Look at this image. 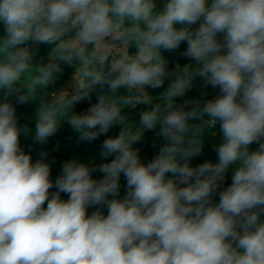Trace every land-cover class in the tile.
Masks as SVG:
<instances>
[{"label":"clouds","instance_id":"1","mask_svg":"<svg viewBox=\"0 0 264 264\" xmlns=\"http://www.w3.org/2000/svg\"><path fill=\"white\" fill-rule=\"evenodd\" d=\"M0 23V51L7 53L0 60V264H264V0H163V10L156 0H0ZM69 30L75 37L66 40ZM27 42L54 45L55 60L85 65L62 107L57 101L38 109L34 141L56 134L61 115L81 141L120 125L101 145V160L113 156L110 162L65 161L53 181L45 154L33 163L21 147V133L30 131L18 124L10 97L28 99L19 83L32 61ZM183 42L181 55L197 66L169 71L161 49ZM117 43L134 44L136 54L109 61ZM92 62L100 67L89 68ZM58 71V63L40 67L33 85L46 87ZM195 77L221 94L177 105ZM169 79L164 110L142 111L134 131L120 105L151 104L144 89ZM105 86L140 94L119 103L99 94L85 113L69 115ZM217 122L218 162L192 166L204 129ZM157 125L164 143L144 163L133 145ZM253 143L258 148L250 151ZM237 163L231 184L219 190ZM94 172L103 175L94 179ZM122 174L127 191L120 199ZM96 206H106L107 216L100 208L89 215Z\"/></svg>","mask_w":264,"mask_h":264},{"label":"trees","instance_id":"2","mask_svg":"<svg viewBox=\"0 0 264 264\" xmlns=\"http://www.w3.org/2000/svg\"><path fill=\"white\" fill-rule=\"evenodd\" d=\"M157 9L163 10V0H156ZM211 2V0H209ZM127 26V24H126ZM199 22L194 27H198ZM179 27V26H177ZM75 33V30H69L66 32L64 39L68 40ZM4 37V28L3 24L0 23V44H2ZM120 45V44H119ZM24 47H28L29 51L32 55V61L30 69L24 74V77L19 82L24 85L21 88L22 92L27 90L28 99L24 103H16V97H10V100L14 103L16 108V115L18 119V124L22 127L26 126L30 134L25 135L23 132L20 135V143L21 147L27 154L31 155L32 162L35 163L37 160L41 159L42 154L44 155V159L46 162H49L51 165V179L55 181L57 176L61 172L62 164L65 161L69 160H77L80 163L89 164L91 166L99 165L101 163L110 162L113 159V156H109L105 160H101L100 151L101 145L104 139L109 137H115L119 134L121 130L120 125H116L112 127L109 132L105 135L98 137L96 140L88 142L81 141L79 139V134L75 132L72 127L67 122V117L61 115L60 118V127L56 134L49 137L45 142H35L33 139L35 124H36V113L38 109L44 105L53 104L57 101H61L60 99H53L49 94L50 90H52L55 86L63 83L75 70V68L82 63L78 61H73L72 64H65L60 61L54 59L55 53L52 51L54 45L49 44H33L32 42H27ZM121 46V45H120ZM187 48L186 42L181 43L179 49L175 51H164L161 49V53L164 58L168 61V69L169 71L175 70L177 66L183 68L185 65H192V67L197 66V62L190 60L189 58L183 57L181 55ZM11 51V50H9ZM93 51L92 46H88V52L91 53ZM136 47L134 44H130L127 46L128 55L134 56L136 54ZM7 53L0 51V60L5 59ZM121 56L120 52L115 50H111L109 55V61L113 58H119ZM90 58V57H89ZM91 59V58H90ZM49 63H58L60 67V71L56 72L53 76V79L49 82L46 87L33 85L34 79L39 75V68L47 65ZM89 68H99L100 66L95 62H92L88 65ZM106 67V66H105ZM85 69V65L83 64L82 72ZM171 79V78H170ZM170 79L166 80L164 86L161 88H151L148 87L145 89V92L151 98V104L149 105H120L122 109V115H125L128 119V122L132 125L133 130L138 129L140 113L144 110L151 109L155 106H160L161 110H164V106L167 103V90L169 88ZM19 86V85H17ZM99 94H106L110 99H113L115 102L119 103L120 97H130L134 98L140 93L136 89H119L117 93L112 94L108 92L107 87L103 89V93L101 89L97 87L96 91L92 93L91 100H83L77 102L70 110L69 115L72 113L83 114L87 111V109L94 103L97 102V97ZM221 93L218 88L213 89L210 85L208 87L203 86V81L199 77H195L192 82V87L188 90L183 98H177V105H183L185 101H196L201 100L203 103L204 100L214 99L219 96ZM72 94H67L64 98H70ZM3 97V92L0 90V99ZM239 99V98H238ZM60 106L62 107V101ZM192 105H189L185 108V111L190 110ZM207 119V117H205ZM190 124H198L199 121L190 120ZM159 131V125H157L154 130H145L143 132V139L140 142H137L133 145L134 148L140 149V158L142 162L147 163L151 161L158 153L159 147L162 146L164 140L162 137L157 135ZM203 141V151L202 154L198 157L192 159V166H197L200 163L209 161L212 163L218 162L217 153L215 148L222 143V134L220 133V125L217 122L215 128H206L203 131L201 136ZM258 144L253 143L250 145V151H255ZM238 167V163L236 165H232L229 167L228 172L226 173V179L222 183L221 188L219 190H223V188L229 186L231 184V177L235 171V168ZM102 173L94 172L93 178L99 179L102 177ZM171 178V176H169ZM121 189L119 191L118 197L122 199L126 194V180L121 175L120 179ZM183 186V185H181ZM57 189L53 187L50 189L51 193H55ZM62 199H67V195L61 193ZM112 197H109L111 199ZM214 202H219L218 194L214 197ZM46 207V205H45ZM97 208H100L103 215L107 216L108 209L106 206H96L95 208L90 207L88 209V214L91 213ZM261 220L264 221V215H261Z\"/></svg>","mask_w":264,"mask_h":264},{"label":"rangeland","instance_id":"3","mask_svg":"<svg viewBox=\"0 0 264 264\" xmlns=\"http://www.w3.org/2000/svg\"><path fill=\"white\" fill-rule=\"evenodd\" d=\"M75 33L70 37V39H74ZM111 41H105V44H110ZM103 50V49H101ZM112 50L120 52L121 55L128 54L127 47L120 46L119 43L115 44L112 47ZM83 64L77 66L74 72L61 84L55 86L52 90H50L49 94L53 99H60L61 97H65L67 94H74L75 89L78 87V77H80L82 73ZM145 91V89H144ZM258 146L256 147V149Z\"/></svg>","mask_w":264,"mask_h":264}]
</instances>
